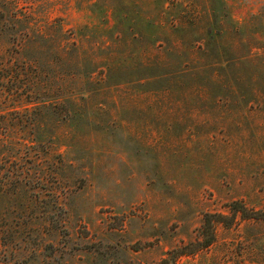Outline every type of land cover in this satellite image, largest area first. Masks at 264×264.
Wrapping results in <instances>:
<instances>
[{"label":"rangeland","instance_id":"374dc122","mask_svg":"<svg viewBox=\"0 0 264 264\" xmlns=\"http://www.w3.org/2000/svg\"><path fill=\"white\" fill-rule=\"evenodd\" d=\"M234 204L264 208V0H0V264H158ZM214 232L176 264H264V222Z\"/></svg>","mask_w":264,"mask_h":264},{"label":"trees","instance_id":"16d2710c","mask_svg":"<svg viewBox=\"0 0 264 264\" xmlns=\"http://www.w3.org/2000/svg\"><path fill=\"white\" fill-rule=\"evenodd\" d=\"M2 125L4 126V124ZM237 214H240L245 220L254 219L264 222V208L248 213L244 207L238 204L233 205L230 216L223 214H206L203 218L197 238L187 244L170 250L158 264H176V261L182 257H193L198 252L208 249L215 242V226L217 224H222L225 227L231 226Z\"/></svg>","mask_w":264,"mask_h":264}]
</instances>
